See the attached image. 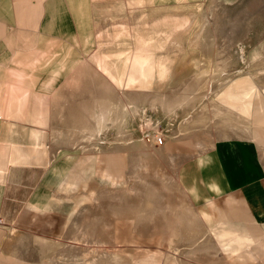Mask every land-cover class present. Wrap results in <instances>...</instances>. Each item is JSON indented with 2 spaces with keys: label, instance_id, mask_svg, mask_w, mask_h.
Returning a JSON list of instances; mask_svg holds the SVG:
<instances>
[{
  "label": "rangeland",
  "instance_id": "1",
  "mask_svg": "<svg viewBox=\"0 0 264 264\" xmlns=\"http://www.w3.org/2000/svg\"><path fill=\"white\" fill-rule=\"evenodd\" d=\"M164 13V22L150 20L147 26L153 61L147 79L106 96L114 101L115 112L109 108L90 120L71 114L64 134L69 142L53 146L73 163L71 168L79 169L75 175L86 167V188L71 215L69 237L45 254L32 248L28 259L47 264H229L228 253L243 259L264 255L255 243L254 250L242 245L245 234L236 226L226 227L236 244L232 250L222 247L218 235L224 225L207 217L203 176L209 152L218 147L227 169L231 163L264 174V117L259 122L252 116L254 96L264 102V0H191ZM139 67L142 71L144 65ZM92 73H85V92L93 94L88 89ZM94 99L86 95V109ZM155 137L162 138L161 145H155ZM109 144L117 145L114 161L109 160ZM236 144L250 151L245 165L233 152ZM244 230L254 238L263 234Z\"/></svg>",
  "mask_w": 264,
  "mask_h": 264
},
{
  "label": "crops",
  "instance_id": "2",
  "mask_svg": "<svg viewBox=\"0 0 264 264\" xmlns=\"http://www.w3.org/2000/svg\"><path fill=\"white\" fill-rule=\"evenodd\" d=\"M189 2L0 0V264H47L27 258L32 248L45 254L69 237L71 215L86 188V167L75 175L79 169L71 168L73 163L53 146L69 142L64 134L71 114L90 120L109 108L115 112L114 101L106 96L147 79L153 65L150 20L164 22V11ZM139 65H144L142 71ZM85 73H92L88 89L93 94L85 92ZM86 95L95 98L88 109ZM109 147L114 161L117 145ZM222 149L209 152L207 173L203 171L207 217L224 225L225 234L218 235L223 248L232 250L236 244L228 225L245 234L240 239L244 247L264 248V174L250 167L235 169L231 163L227 169ZM233 152L245 165L249 149L236 144ZM252 228L263 234L254 238L244 230ZM227 258L229 264H264V255L243 259L228 253Z\"/></svg>",
  "mask_w": 264,
  "mask_h": 264
},
{
  "label": "bare ground",
  "instance_id": "3",
  "mask_svg": "<svg viewBox=\"0 0 264 264\" xmlns=\"http://www.w3.org/2000/svg\"><path fill=\"white\" fill-rule=\"evenodd\" d=\"M254 97H255V102L252 109V116L254 120H258L259 122H262L261 118L264 117V102L259 95H255ZM254 137L257 138L256 133Z\"/></svg>",
  "mask_w": 264,
  "mask_h": 264
},
{
  "label": "built area",
  "instance_id": "4",
  "mask_svg": "<svg viewBox=\"0 0 264 264\" xmlns=\"http://www.w3.org/2000/svg\"><path fill=\"white\" fill-rule=\"evenodd\" d=\"M153 139H154L155 145H161L162 144V138L161 137H155Z\"/></svg>",
  "mask_w": 264,
  "mask_h": 264
}]
</instances>
